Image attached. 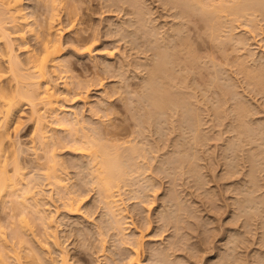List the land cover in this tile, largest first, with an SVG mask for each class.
Listing matches in <instances>:
<instances>
[{
  "label": "clouds",
  "instance_id": "obj_1",
  "mask_svg": "<svg viewBox=\"0 0 264 264\" xmlns=\"http://www.w3.org/2000/svg\"><path fill=\"white\" fill-rule=\"evenodd\" d=\"M0 264H264V0H0Z\"/></svg>",
  "mask_w": 264,
  "mask_h": 264
}]
</instances>
